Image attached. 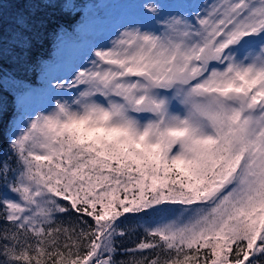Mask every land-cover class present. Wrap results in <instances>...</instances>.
Masks as SVG:
<instances>
[{
    "label": "snow or ice",
    "instance_id": "6c2138e0",
    "mask_svg": "<svg viewBox=\"0 0 264 264\" xmlns=\"http://www.w3.org/2000/svg\"><path fill=\"white\" fill-rule=\"evenodd\" d=\"M111 3L33 109L76 3L0 0V264H264V0Z\"/></svg>",
    "mask_w": 264,
    "mask_h": 264
},
{
    "label": "trees",
    "instance_id": "16d2710c",
    "mask_svg": "<svg viewBox=\"0 0 264 264\" xmlns=\"http://www.w3.org/2000/svg\"><path fill=\"white\" fill-rule=\"evenodd\" d=\"M101 0H75L76 7L72 10L71 15H61L58 9L49 8L46 12L53 16V18L60 23H63L67 28V36H64L62 41L52 39L50 42L45 43L44 46L39 50V54L43 57L41 60L40 67L36 68L35 72H30L28 79L31 82L33 79L35 83H29V87L34 88L37 86H43L44 72L41 68H46L50 71L54 66L53 64L58 60L59 51L65 47L69 41H76L81 38L80 32L81 23L88 18V6H93L96 12H101L100 6ZM28 5L23 3H6L3 9L5 28L7 29L8 24L16 13L24 11ZM79 13V15H77ZM12 82L8 81L5 84V89L11 92V95L4 96V110L0 114V135H10V130L14 125L19 123L18 113L20 112V97L11 88ZM24 102V101H23ZM22 102V103H23Z\"/></svg>",
    "mask_w": 264,
    "mask_h": 264
},
{
    "label": "rangeland",
    "instance_id": "374dc122",
    "mask_svg": "<svg viewBox=\"0 0 264 264\" xmlns=\"http://www.w3.org/2000/svg\"><path fill=\"white\" fill-rule=\"evenodd\" d=\"M112 0H101L100 6H101V12H96L97 10L93 6H88V20L91 22L93 27H96L97 24L99 28L101 29V32L103 35H107L108 32L105 30L106 25H110L112 21L118 16L120 13V10L122 8L119 4L111 3ZM167 2V0H165ZM199 4L204 3H211L212 0H196ZM96 10V11H95ZM100 33H97V36H99ZM81 35L80 41H69L68 44L63 47L58 54V60L56 63H54L52 66L53 68L49 71L53 75H66V69L70 68L74 65L75 62L78 61L80 57V52L84 46L85 40H87L89 37ZM44 80V76H43ZM35 94L31 97H29L26 101L23 103L29 108L33 109H40L46 106L45 102V96H44V89L42 86L36 87Z\"/></svg>",
    "mask_w": 264,
    "mask_h": 264
}]
</instances>
